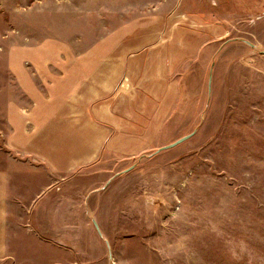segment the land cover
<instances>
[{
  "label": "rangeland",
  "instance_id": "1",
  "mask_svg": "<svg viewBox=\"0 0 264 264\" xmlns=\"http://www.w3.org/2000/svg\"><path fill=\"white\" fill-rule=\"evenodd\" d=\"M30 101L68 172L17 177L0 264H264V0H0V115Z\"/></svg>",
  "mask_w": 264,
  "mask_h": 264
},
{
  "label": "crops",
  "instance_id": "2",
  "mask_svg": "<svg viewBox=\"0 0 264 264\" xmlns=\"http://www.w3.org/2000/svg\"><path fill=\"white\" fill-rule=\"evenodd\" d=\"M114 44V45H113ZM112 48H115V43ZM158 65L162 66V59L158 61ZM175 67V66H174ZM174 70V68H173ZM11 109L4 113L5 127L0 129V259L7 255L11 250L10 244V205L12 203H20L18 194H12L16 189L15 181L17 177H36L37 174L43 173L49 175L52 171L60 174L68 172V159L65 158L63 163H53L54 159L50 150H47L42 140L45 137V132L50 129L48 123L43 121V118L49 114V111L44 108L45 104L30 101L29 104L20 105L12 102ZM131 102L125 101V110H130ZM28 107V109H23ZM126 112V111H124ZM138 122L137 120H135ZM57 129L59 134L64 130L68 132V124L64 121L63 116L60 120V125ZM127 128L124 132H129V135L119 136L120 139H129L133 135H138L140 131L130 130ZM95 138H99V133H96ZM134 138V137H133ZM93 144H95L92 141ZM14 153L20 155H29L28 158H37L38 156L47 165L37 167L24 166V163L15 156ZM61 158V156H57ZM55 161H57L55 159ZM31 164V162H29ZM32 199H30L31 202ZM35 202V201H32Z\"/></svg>",
  "mask_w": 264,
  "mask_h": 264
},
{
  "label": "water",
  "instance_id": "3",
  "mask_svg": "<svg viewBox=\"0 0 264 264\" xmlns=\"http://www.w3.org/2000/svg\"><path fill=\"white\" fill-rule=\"evenodd\" d=\"M210 74H209V78H208V88H209V85H210ZM193 132H190L188 134H184L182 136H180L179 138H177L176 140L168 143V144H165L163 146H160L156 151H159V150H163V149H166V148H169V147H172L182 141H184L185 139H187L188 137H190L192 135Z\"/></svg>",
  "mask_w": 264,
  "mask_h": 264
}]
</instances>
